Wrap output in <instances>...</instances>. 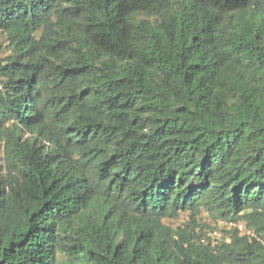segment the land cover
I'll return each mask as SVG.
<instances>
[{"label":"trees","instance_id":"1","mask_svg":"<svg viewBox=\"0 0 264 264\" xmlns=\"http://www.w3.org/2000/svg\"><path fill=\"white\" fill-rule=\"evenodd\" d=\"M0 33V264H264V0H0ZM202 209L251 235L164 222Z\"/></svg>","mask_w":264,"mask_h":264},{"label":"rangeland","instance_id":"2","mask_svg":"<svg viewBox=\"0 0 264 264\" xmlns=\"http://www.w3.org/2000/svg\"><path fill=\"white\" fill-rule=\"evenodd\" d=\"M7 45L8 43L6 37L0 33V57L4 58L10 53ZM0 157H3L2 149H0ZM192 218V214L190 212H186L182 213L175 219H165L164 222L173 229L186 227L188 224H190L196 229L197 232L206 231V233H209L210 231L217 230L221 235L219 240L230 239L228 232L231 228H227L226 221L216 219L209 212L203 209L197 215H194L195 222H192ZM242 225L245 228L244 224ZM59 257L60 259L63 258L61 255Z\"/></svg>","mask_w":264,"mask_h":264},{"label":"built area","instance_id":"3","mask_svg":"<svg viewBox=\"0 0 264 264\" xmlns=\"http://www.w3.org/2000/svg\"><path fill=\"white\" fill-rule=\"evenodd\" d=\"M227 226L228 228H232L236 226L241 232L251 235V231H248L247 229H245L242 224L234 225L233 223H228ZM220 236L221 235L217 230H213L207 233V236L203 237L201 241L204 245H207L210 241H213L214 243H216V241L220 239ZM226 241L230 242V239H226Z\"/></svg>","mask_w":264,"mask_h":264}]
</instances>
